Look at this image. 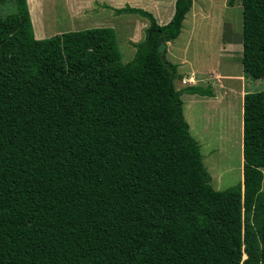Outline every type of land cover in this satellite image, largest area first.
I'll return each instance as SVG.
<instances>
[{"label":"trees","instance_id":"obj_1","mask_svg":"<svg viewBox=\"0 0 264 264\" xmlns=\"http://www.w3.org/2000/svg\"><path fill=\"white\" fill-rule=\"evenodd\" d=\"M191 3L114 9L148 21L132 52L111 27L35 38L26 0L0 15V264H264V89L242 95V180L214 189L180 98L212 92L166 58ZM240 4L258 79L264 0Z\"/></svg>","mask_w":264,"mask_h":264},{"label":"rangeland","instance_id":"obj_2","mask_svg":"<svg viewBox=\"0 0 264 264\" xmlns=\"http://www.w3.org/2000/svg\"><path fill=\"white\" fill-rule=\"evenodd\" d=\"M226 1L192 0L178 36L166 44L167 60L177 63L180 70L192 69V73H186V76L185 72H180V75H184L183 80L180 77L174 79L176 89L196 85L204 90H211V81H216L213 95L216 101L212 104H205V100L201 103H193L187 93H181L180 98L183 116L188 120L187 125L190 127L189 133L195 132L196 138L204 139L199 143L200 147L203 146L202 159L205 158L203 166L210 176V184L217 190L240 182L238 104L233 94H239L242 90L254 92L264 89V76L258 79L245 76L242 81L241 4L240 0H234L231 6H227ZM44 2L47 6V0H26L36 38L40 37L42 31L44 34L46 32L58 34L68 29H80V26L84 25H97L101 14H105V17L108 16L107 14L111 15L110 7L101 3V0H49L51 4L45 9L47 13L48 9L52 10L50 14L44 12L42 6ZM52 3L61 7L58 8L60 12L57 8L53 10ZM12 9L14 11L13 0H3L0 3L1 16L13 12ZM54 13L58 16L51 15ZM54 16L63 20L69 17L68 20L73 23L61 27L63 23L58 22ZM121 19L124 21L123 27L116 26L117 36L122 41L119 42V46L126 42L123 35L124 28L127 31L132 24V18L122 16ZM80 21V25L75 23ZM118 48L122 62L131 57L123 53L124 49ZM214 72L220 75L213 76ZM206 140L208 146L205 145ZM211 145L215 146L217 153H211L214 149ZM209 154L214 160L206 157ZM261 171V190L264 191V168H261ZM244 257L243 254L242 258Z\"/></svg>","mask_w":264,"mask_h":264},{"label":"crops","instance_id":"obj_3","mask_svg":"<svg viewBox=\"0 0 264 264\" xmlns=\"http://www.w3.org/2000/svg\"><path fill=\"white\" fill-rule=\"evenodd\" d=\"M47 1H48V2H46L47 6L45 5V2L42 5L44 9L48 7V4H51L49 2V0H47ZM97 1H99V0H97ZM173 2H174V0H101V3H103L106 6L110 7L109 8V10H110L109 13L111 15L107 14L108 16L105 17L104 16L105 14H101L99 16V18H100L99 20L100 21L98 22L97 25H91V26H85L84 25V26H80V27L81 28L111 27L114 30V32L117 34V30L118 29H117L116 26L119 27V25H120L121 27H123L122 26V23H124V21H123V19H121V17L122 16H125L127 18H132L131 19L132 20L131 26H129L127 28V31H126L125 28H124V31H123L124 32V34H123L124 35V39L126 41L124 47H129V48L132 49V46H131L130 43L139 42V41H141L144 38L145 29H146V27L148 25V21L144 17L140 16L139 14H132V13L115 14L114 11H112V9H114V8L115 9L121 8L125 4H128L131 7H137V8H140V9H143V10H146V11L150 12L152 14V16L155 18L156 23L159 24V25H161V24L166 23L169 20L171 14H172V11H173ZM52 5L54 6V9L53 10H55V8H57V9L58 8H61L60 6L55 5V3H52ZM58 11H59V9H58ZM28 12H29V10H28ZM44 12L46 14H48V13L50 14V13H52V10L48 9V13H47V10L45 9ZM44 12H43V14H44ZM67 12H68V16H69V11L67 10ZM51 15L58 16L56 13L51 14ZM56 16H54L56 18V20L58 22H60L61 24L63 23L61 25V27H64V26L66 27L68 25L70 26L73 23V21H69L68 20L69 19L68 16H67L68 19H64V20L62 18H61L62 19L61 20V19H59ZM30 19H31V16H30ZM30 21H31V25L33 26L32 20H30ZM95 21H96V19H95ZM184 22L185 21H183L182 23H184ZM75 23L77 25H80L81 24V21L80 22H75ZM124 27H125V24H124ZM32 29H33V27H32ZM66 29H68V28H66ZM68 30H71V29H68ZM182 32H183V29H182ZM54 33L55 32H53V33H51V32L50 33H47L46 32L44 34V32L42 31L41 35H39L40 37H37V38L49 37V36L53 35ZM33 34H34V29H33ZM34 37H35V35H34ZM127 55L128 56H131V53L129 51H127ZM181 71L182 72H185V76H186V73H190V72L192 73V69L189 70L187 68L186 70H180L179 65L177 64V73L179 74V77L182 79L184 75H180L181 74L180 73ZM218 74H219L218 72L217 73L214 72L213 76H216ZM230 77H232V76H230ZM241 78H242V81H244V76L243 75H242ZM215 83H216L215 80L211 81V83H210L211 84V92H212V95L211 96L199 95V94H188V93L187 94L189 95V97L191 98V101L193 103H201L202 101L205 100V104H212L213 102L216 101V100H214V96H213L214 95V85H215ZM244 92H246V91L242 90L240 93L237 92L239 94H233V95H235L234 98H235V100H236V102L238 104L239 153H240V155H239V159H240V161H239V176L238 177H239V180L240 181L242 180V154H241V146H242V140H241L242 118L241 117L242 116H241V114H242V95L244 94ZM197 96H198V98H197ZM204 97H206V99H203ZM183 115H184V113H183ZM184 118H185V116H184ZM185 120H186V122L188 124V120L186 118H185ZM188 129L190 130V127H188ZM190 134L193 136V138L198 143H201L202 141H204V139L202 140V138H200V137H199L200 139L199 138H196V135L197 134L195 132H193V133L191 132ZM205 145L208 146L207 140H206V144ZM211 146H213V148H214L213 151H211V153L212 154L213 153L214 154L217 153V149L215 148V146L214 145H211ZM202 148H203V146L200 147L201 154H202ZM210 149H212V147H210ZM210 156H211L210 154H209V156L206 155V157L209 160L211 159ZM204 160H205V158L202 159V161H204ZM211 160H214V158H212Z\"/></svg>","mask_w":264,"mask_h":264},{"label":"clouds","instance_id":"obj_4","mask_svg":"<svg viewBox=\"0 0 264 264\" xmlns=\"http://www.w3.org/2000/svg\"><path fill=\"white\" fill-rule=\"evenodd\" d=\"M190 79V78H189ZM183 80V79H182ZM189 81V80H188Z\"/></svg>","mask_w":264,"mask_h":264}]
</instances>
